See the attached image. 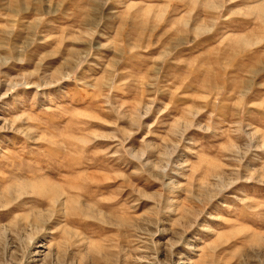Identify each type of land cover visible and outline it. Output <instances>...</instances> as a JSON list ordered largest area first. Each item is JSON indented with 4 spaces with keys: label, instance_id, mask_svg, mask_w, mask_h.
I'll return each mask as SVG.
<instances>
[{
    "label": "rangeland",
    "instance_id": "1",
    "mask_svg": "<svg viewBox=\"0 0 264 264\" xmlns=\"http://www.w3.org/2000/svg\"><path fill=\"white\" fill-rule=\"evenodd\" d=\"M0 264H264V0H0Z\"/></svg>",
    "mask_w": 264,
    "mask_h": 264
},
{
    "label": "bare ground",
    "instance_id": "2",
    "mask_svg": "<svg viewBox=\"0 0 264 264\" xmlns=\"http://www.w3.org/2000/svg\"><path fill=\"white\" fill-rule=\"evenodd\" d=\"M43 182V181H42ZM39 188V187H38ZM59 195V194H58ZM57 196V195H56ZM54 199V198H53ZM58 201V200H57ZM55 203V201H53ZM38 222V221H37Z\"/></svg>",
    "mask_w": 264,
    "mask_h": 264
}]
</instances>
